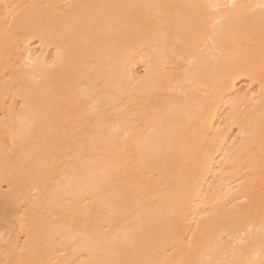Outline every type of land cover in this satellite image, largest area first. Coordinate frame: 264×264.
<instances>
[{"label":"bare ground","instance_id":"obj_1","mask_svg":"<svg viewBox=\"0 0 264 264\" xmlns=\"http://www.w3.org/2000/svg\"><path fill=\"white\" fill-rule=\"evenodd\" d=\"M0 264H264V0H0Z\"/></svg>","mask_w":264,"mask_h":264}]
</instances>
